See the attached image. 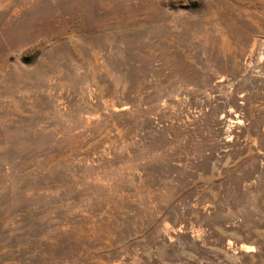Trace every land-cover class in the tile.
<instances>
[{
    "label": "rangeland",
    "instance_id": "374dc122",
    "mask_svg": "<svg viewBox=\"0 0 264 264\" xmlns=\"http://www.w3.org/2000/svg\"><path fill=\"white\" fill-rule=\"evenodd\" d=\"M0 264H264V0H0Z\"/></svg>",
    "mask_w": 264,
    "mask_h": 264
}]
</instances>
